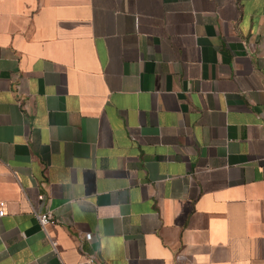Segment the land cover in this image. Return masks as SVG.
Wrapping results in <instances>:
<instances>
[{"label": "crops", "instance_id": "obj_1", "mask_svg": "<svg viewBox=\"0 0 264 264\" xmlns=\"http://www.w3.org/2000/svg\"><path fill=\"white\" fill-rule=\"evenodd\" d=\"M0 202V264H264V0H0Z\"/></svg>", "mask_w": 264, "mask_h": 264}, {"label": "built area", "instance_id": "obj_2", "mask_svg": "<svg viewBox=\"0 0 264 264\" xmlns=\"http://www.w3.org/2000/svg\"><path fill=\"white\" fill-rule=\"evenodd\" d=\"M5 214H6V203L0 202V218L4 217ZM33 215H34L35 219L37 220L41 229L47 234V237L51 241L53 248L57 252L58 251L57 243L54 242L53 240H51V238L48 234V227L50 225H56L58 222L53 219L51 214H40V213L36 212L34 209H33ZM81 238L83 240H85L87 242H91V243L97 241V236L93 233L83 234L81 236ZM177 259L182 260L183 256L179 255L177 257ZM80 264H99V258L96 254H87V255H85V260L83 262H81Z\"/></svg>", "mask_w": 264, "mask_h": 264}]
</instances>
